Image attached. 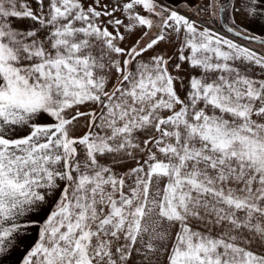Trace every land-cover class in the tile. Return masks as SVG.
<instances>
[{
  "label": "snow or ice",
  "instance_id": "6c2138e0",
  "mask_svg": "<svg viewBox=\"0 0 264 264\" xmlns=\"http://www.w3.org/2000/svg\"><path fill=\"white\" fill-rule=\"evenodd\" d=\"M0 264H264V0H0Z\"/></svg>",
  "mask_w": 264,
  "mask_h": 264
},
{
  "label": "rangeland",
  "instance_id": "374dc122",
  "mask_svg": "<svg viewBox=\"0 0 264 264\" xmlns=\"http://www.w3.org/2000/svg\"><path fill=\"white\" fill-rule=\"evenodd\" d=\"M205 18H206V17H205ZM23 23H24V26H26L28 22L25 21V22H23ZM211 27L214 28V29H215V28H220L221 32H222L223 34H225L227 38H233V37L230 36L229 34L224 33V30L222 29V27H221L220 24H219V25H217V24H213V25H211ZM138 35H140L139 32H137V33L134 35V38H137ZM236 39H237V38H236ZM128 43L130 44L131 42L128 41ZM242 43L247 44V43H249V42H247V41H242ZM177 47H178V45H176V44L161 43V44L155 49V52H150V53L147 54V55H154L155 53H161V54H165V55H167V56L175 57L176 54H177ZM146 58H147V57H146ZM173 62H175V61H173ZM184 67L187 68V67H188L187 64H185ZM83 131H84V129L81 128V129H79V130L75 133V135H81V134L83 133ZM130 166H131V165H128V167H130Z\"/></svg>",
  "mask_w": 264,
  "mask_h": 264
},
{
  "label": "crops",
  "instance_id": "0c3cea01",
  "mask_svg": "<svg viewBox=\"0 0 264 264\" xmlns=\"http://www.w3.org/2000/svg\"><path fill=\"white\" fill-rule=\"evenodd\" d=\"M201 2H202L203 4H207V3H208V0H201ZM138 37H139V35H138ZM138 37H137V38H138ZM137 38H134V36H132V37L129 38L128 41H130L131 43H133L134 40L137 39ZM131 43H130V44H131ZM34 238H35V237H34ZM20 255H23V250L21 251Z\"/></svg>",
  "mask_w": 264,
  "mask_h": 264
},
{
  "label": "water",
  "instance_id": "95a60500",
  "mask_svg": "<svg viewBox=\"0 0 264 264\" xmlns=\"http://www.w3.org/2000/svg\"><path fill=\"white\" fill-rule=\"evenodd\" d=\"M221 25H222V29L224 30L225 26L222 23H221ZM229 35L232 36L231 34H229ZM237 39H239V38H237Z\"/></svg>",
  "mask_w": 264,
  "mask_h": 264
},
{
  "label": "trees",
  "instance_id": "16d2710c",
  "mask_svg": "<svg viewBox=\"0 0 264 264\" xmlns=\"http://www.w3.org/2000/svg\"><path fill=\"white\" fill-rule=\"evenodd\" d=\"M221 25V24H220ZM221 27H222V25H221Z\"/></svg>",
  "mask_w": 264,
  "mask_h": 264
}]
</instances>
